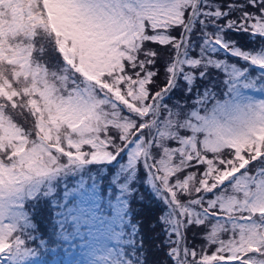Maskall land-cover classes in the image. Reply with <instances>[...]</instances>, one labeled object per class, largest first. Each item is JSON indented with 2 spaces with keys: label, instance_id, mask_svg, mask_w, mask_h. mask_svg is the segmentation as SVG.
Segmentation results:
<instances>
[{
  "label": "rangeland",
  "instance_id": "1",
  "mask_svg": "<svg viewBox=\"0 0 264 264\" xmlns=\"http://www.w3.org/2000/svg\"><path fill=\"white\" fill-rule=\"evenodd\" d=\"M196 4L197 0H0V36L25 39L23 27L28 22L42 25L41 12L35 15L32 9L40 5L47 23L43 28L47 26L55 43L52 57L44 47L40 56L29 60L21 55L28 50L26 44L11 50L8 38L0 40V58L5 59L3 66L0 61V264L61 260L51 251L52 260L46 262L33 250L31 214L38 210L36 197L58 194L60 180L68 189L71 175L78 176V183L67 191V198L77 197L78 216H88L86 224L94 238L89 231L81 256L72 250L59 264H108L106 258L116 255L123 234V230L114 232V227H122L126 207L115 204L113 218L106 227H98L102 197L96 180L107 175L108 164L116 161L113 186L121 181L130 189L144 172L145 179L152 176L147 182L155 195L168 201L154 180L156 167L165 184V177L170 179L172 185H166L172 194L192 196L187 201L173 199L164 217L178 264H223L245 254L246 264H264V225L256 217L264 214V177L256 179L247 170L235 168L246 166L245 146L258 152L250 160L264 159V152L260 153L264 95L251 86V92L239 97L238 85L249 87L241 82L245 68L216 58L218 48L208 38L206 19L219 11L212 12L208 4L201 9L203 38H192L197 28L194 32L193 19L200 15ZM7 8L10 20L1 16V9ZM148 26L154 29L153 35L146 36ZM255 27L264 32V19ZM181 30L183 38L178 40ZM143 40L149 42L146 56L155 63L158 53L171 80L177 68L181 70L179 84L184 91L195 88L197 73L218 66L236 88L234 97L217 102L208 114L193 110L184 119L174 98V104L171 99L163 103L166 111L159 114L162 97L148 94L149 78L138 83L133 78L136 73H130L146 59L140 56ZM8 51L14 54L8 56ZM257 57L264 65V52ZM14 64L22 69L11 82L1 70L4 66L14 69ZM10 100L15 111L24 110L23 121L10 114ZM154 137L155 167L149 158ZM224 147L236 150L230 154L232 159L221 156L230 152ZM88 178L94 179L96 191L87 185ZM224 186L213 197L206 196ZM202 203L223 213L208 217L199 208ZM192 223L205 226L198 234L200 241L192 240L190 248L181 231Z\"/></svg>",
  "mask_w": 264,
  "mask_h": 264
},
{
  "label": "trees",
  "instance_id": "2",
  "mask_svg": "<svg viewBox=\"0 0 264 264\" xmlns=\"http://www.w3.org/2000/svg\"><path fill=\"white\" fill-rule=\"evenodd\" d=\"M207 4L212 12H220L216 14V16L209 15L206 19L209 30L208 38L214 41L218 48L215 52L217 53L216 58L234 65L239 64V66L246 70L241 77V82L249 85V87L239 84V97H244L245 94L251 92L252 87L256 88L255 90H258L262 97L264 95V65L259 63L261 59H258L257 56L264 52V32L257 31L255 26L258 21L264 19V0H200V4L197 7V13L200 15L198 17L196 14L193 19L192 25L194 32L196 25L197 28L192 38H203V33L201 31L203 21L200 19L201 9L205 8ZM32 9H34L33 12L35 15L41 12V26H33L28 22V26L25 25L23 27V29H25L24 34L26 35L25 39H22L21 36H10L9 34L7 36H0V40L5 37L8 38L11 50L18 47H26V44L28 50L27 52L21 53V55L27 57L29 60H34L40 56L42 48L44 47L52 57V54L55 53V43L53 41V36L47 32V26L43 28V25L47 24L45 15L43 14L44 9L41 8L40 5L37 8L32 7ZM10 11V8L1 9V16L5 17L7 20L12 19L13 17L11 18V15L9 16ZM153 33L154 29L148 26L146 36L153 35ZM183 34V30H181L178 40L183 38ZM169 36L174 38V35ZM217 40L219 42H217ZM145 41L146 40L142 41L140 56L146 57V59H144L142 64H137V69H131L130 73H136L133 78H135L138 83L140 81H146V76L149 78L148 82L146 81L148 94L152 93L153 95L157 93V98L162 96V99L159 101V113L161 115L166 111L163 108V103L171 99V103L174 104V98L178 101L177 109L179 110V114L184 119L190 115L193 110H198L202 114H208L217 102H229L234 97L236 88L229 85L227 81V78H229L228 74L222 70V67L218 66L216 68H207V72H205L207 74L202 73L200 75L197 73L195 88L188 92L184 91V87L179 84L181 80V70L179 69L178 72L175 71L174 74V76H177V80L175 84L171 86L170 84L173 80L164 73V60L158 59L157 53L153 57L155 60V63H153L152 58L146 56V47L149 48V42ZM183 47H186V41H182L181 48ZM189 49L190 48L187 47L185 51ZM196 50L198 49L194 46L192 51L193 54H195ZM17 52H19V50L16 51V54H18ZM244 53L249 55L243 57ZM10 54L14 53L8 51L7 55L10 56ZM253 55L256 56L254 57ZM176 57L179 56L177 55ZM46 60H48V58H46ZM0 61L3 66L5 59L3 58V60H1L0 58ZM10 63H12V61H10ZM14 65V69L10 66H4L1 70V75H3V73L9 75L11 82L16 78V74H18L16 72L22 69L20 65ZM147 66L150 67V70H147ZM149 72H151L150 76L147 75ZM23 75H21L22 78ZM56 81L57 83L60 82L58 80ZM167 87L169 92L166 91ZM23 89L24 88H21L18 91L22 94ZM34 93L35 92H32L31 94ZM30 95H28L29 98ZM10 114L14 115L16 119H22V121L26 118L23 109H20V111H15L13 109L11 100ZM51 143L53 146H56L55 143ZM155 145L157 144L152 143V152L155 149ZM224 151H230L229 153L221 154V156H225L227 160L232 159L230 154L236 152L232 147H224ZM263 152L264 141L260 153ZM242 153L246 156V166L238 164L235 168L237 170L239 169L241 172L247 170L252 173L256 179L260 176L264 177L263 157L250 160L249 156L257 155L258 152L249 150V146H245ZM154 160L155 158L153 156V161L151 160L153 165ZM108 165L109 173L96 180L98 192L102 197L99 211L101 216L98 227H106L109 222L108 220L113 218L115 204H123L126 207L124 210L126 213L124 215L125 222L122 224V227H114V232H122L123 230V234L115 249L116 255L111 258H106L108 259V264H178V261L174 259L172 245L168 241V229L164 221V217L172 202L170 200L165 201L161 197L155 195L153 189L147 182L152 176L145 179L144 172L142 175L139 173L138 176H140V178H136L132 184H130L129 187L131 190L121 181L113 186L112 174L119 164L116 161ZM67 180L69 182L67 185L68 189H63V183L60 180L58 181V190H60L58 194L47 195L42 193V195L36 197L35 200L38 205V210L31 214L35 224L33 230L35 237L32 238V244L35 248L31 243L30 245L33 247V250L38 251V254L44 256L46 262H51L55 252L57 255H60L62 261L67 258V255L71 253L72 250H76L80 254L79 256H81L85 250V244L89 239V231H91V236L94 238V231L90 230L89 226L86 224V221L89 220L88 216H86V218L78 216L77 197L67 198L69 196L67 191L70 192L71 188L76 187L78 176H67ZM154 180L156 184L163 182L158 174L154 177ZM168 184L172 185L171 182H168ZM87 185L91 186V188L96 191L93 178L87 179ZM225 187L227 186L219 190L214 189L212 194L206 196L213 197ZM163 189L169 198L178 199V201H187L192 197L188 194L182 195L181 197L177 194H172V191L167 185H164ZM155 200H159L160 203L155 202ZM175 205L176 207L181 206L176 203ZM70 207H73L75 211H70ZM199 208L205 211L208 217L212 216L211 218H213V216L215 217L217 214L220 215L223 213L217 209L210 208L205 203H202ZM237 216L240 215L235 214V217ZM245 216L246 213H244V217ZM256 217L260 220L261 224L264 225V214H256ZM204 226L205 225L192 223L188 228H183V240L190 244V248H192V240L196 242L200 241L198 234ZM247 255L248 254L242 255L236 259H229L228 262L230 263L226 264H246ZM74 257H76V262L79 261L77 255ZM60 261L56 264H59Z\"/></svg>",
  "mask_w": 264,
  "mask_h": 264
}]
</instances>
